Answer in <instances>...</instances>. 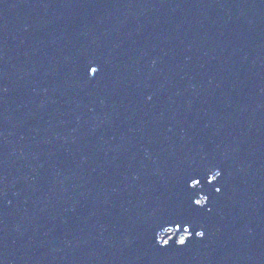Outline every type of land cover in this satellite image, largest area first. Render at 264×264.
I'll return each instance as SVG.
<instances>
[{
    "label": "water",
    "instance_id": "obj_1",
    "mask_svg": "<svg viewBox=\"0 0 264 264\" xmlns=\"http://www.w3.org/2000/svg\"><path fill=\"white\" fill-rule=\"evenodd\" d=\"M0 264H264V0H0Z\"/></svg>",
    "mask_w": 264,
    "mask_h": 264
},
{
    "label": "clouds",
    "instance_id": "obj_2",
    "mask_svg": "<svg viewBox=\"0 0 264 264\" xmlns=\"http://www.w3.org/2000/svg\"><path fill=\"white\" fill-rule=\"evenodd\" d=\"M212 174L214 176V179L217 180V178L221 175V172L219 170H215ZM207 200H208V197L207 196H201L199 198L198 202H197V205L203 206V205L206 204ZM168 231H169V233H172V229L171 228H169ZM199 232L200 233H204L203 230H200ZM172 234L175 235V233H172ZM189 236H190V233L187 230H185L184 232H182L179 235V238H178V241H176V244L178 246L184 245L185 240L188 239ZM202 237L203 236H199V238H202ZM170 239H171V237H170ZM158 242H159V244L161 246L167 245V242L164 241L162 238Z\"/></svg>",
    "mask_w": 264,
    "mask_h": 264
},
{
    "label": "snow or ice",
    "instance_id": "obj_3",
    "mask_svg": "<svg viewBox=\"0 0 264 264\" xmlns=\"http://www.w3.org/2000/svg\"><path fill=\"white\" fill-rule=\"evenodd\" d=\"M98 71V69H94V73H96ZM193 181H196L197 182V184L199 183V181L198 180H195V179H193ZM217 191H219V189H217ZM198 206H200V205H198ZM204 206V205H203ZM203 206H201V207H203ZM188 227H187V231L190 233V236H189V238L193 235V232H192V226L191 225H187ZM195 236L196 237H199V236H204L205 235V233H200L199 231H195ZM188 238V239H189ZM188 239H186L185 240V242H184V244H186V242H187V240Z\"/></svg>",
    "mask_w": 264,
    "mask_h": 264
},
{
    "label": "rangeland",
    "instance_id": "obj_4",
    "mask_svg": "<svg viewBox=\"0 0 264 264\" xmlns=\"http://www.w3.org/2000/svg\"><path fill=\"white\" fill-rule=\"evenodd\" d=\"M167 231H168V230H167ZM182 232H184V231H182ZM182 232H181V233H182ZM164 233H165V232H164ZM164 233H163V234H164ZM172 233H173V232H172ZM172 233H168V234H166V235H164V236H165V237H168V236L172 235ZM181 233H179V235H180ZM179 235H178V237H179Z\"/></svg>",
    "mask_w": 264,
    "mask_h": 264
}]
</instances>
